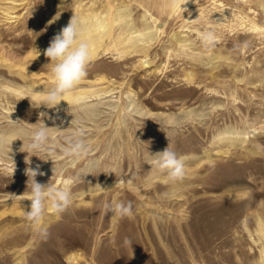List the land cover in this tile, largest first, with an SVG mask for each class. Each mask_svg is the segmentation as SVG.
<instances>
[{"label": "rangeland", "instance_id": "obj_1", "mask_svg": "<svg viewBox=\"0 0 264 264\" xmlns=\"http://www.w3.org/2000/svg\"><path fill=\"white\" fill-rule=\"evenodd\" d=\"M73 15L97 55L46 107L43 50ZM44 126L46 150H30ZM167 146L180 182L150 163ZM37 165L38 183L74 178L71 205L39 224L25 217ZM114 200L132 217L106 215ZM0 264H264V0H0Z\"/></svg>", "mask_w": 264, "mask_h": 264}, {"label": "clouds", "instance_id": "obj_2", "mask_svg": "<svg viewBox=\"0 0 264 264\" xmlns=\"http://www.w3.org/2000/svg\"><path fill=\"white\" fill-rule=\"evenodd\" d=\"M186 11V9H185ZM83 25L81 20L73 15L68 24L52 37L49 45L43 50V55L49 61L53 86L44 94V106L52 105L54 108L62 100V97L71 92L87 76V69L92 60L90 45L82 38ZM215 35L211 31L202 33L201 40L204 44H211ZM38 56L41 52L37 50ZM46 115V113H45ZM83 131L76 130L73 139L64 148L67 156L79 160L88 153V145L82 139ZM167 137V136H166ZM49 139L48 127L44 126L34 130L30 136L29 149L32 151H45ZM153 158L150 163L161 173L166 174V181L171 183L180 182L185 178V158L179 157L175 151L167 146L164 150L150 154ZM36 168H28L27 176L31 177L30 205L25 211L27 220L39 224L47 207L53 208L57 213L64 212L72 203L71 186L74 178L64 180L63 185L56 187L52 184L38 183L35 177L43 173ZM87 175V174H86ZM85 176V175H84ZM29 180V179H28ZM29 184L27 183V188ZM104 212L109 213L113 219L124 217L131 218L133 208L131 202L114 200L105 203ZM130 243V241H125Z\"/></svg>", "mask_w": 264, "mask_h": 264}, {"label": "bare ground", "instance_id": "obj_3", "mask_svg": "<svg viewBox=\"0 0 264 264\" xmlns=\"http://www.w3.org/2000/svg\"><path fill=\"white\" fill-rule=\"evenodd\" d=\"M67 24H68V23L65 22V23L62 24V25L65 27ZM89 24H90V22H89L87 25H83V36H82V38L88 41V43H89V45H90L91 55H92V58H93L94 56L97 55V51H98V48H97L96 46L93 45V36L96 35V34H98V31H97L96 27L90 26ZM60 28H61V27H55L54 32H53V33H54L53 36L56 35V34L60 31V30H59ZM130 38H132V36H131ZM130 38H129V39H130ZM122 41H123V40H122ZM144 61L146 62V60H144ZM144 61H142L140 64L146 66V63H144ZM147 62H148V61H147ZM99 78H100V77H99ZM30 94H31V93H30ZM36 95H37V94H36ZM39 96H41V95H39ZM72 99H73L72 97H69V96H66V95H64V96L62 97V100H63V101H68V100H72ZM227 142H228V141H227ZM70 258H71L72 260L75 259L74 256H70ZM75 263H76V261H75Z\"/></svg>", "mask_w": 264, "mask_h": 264}]
</instances>
